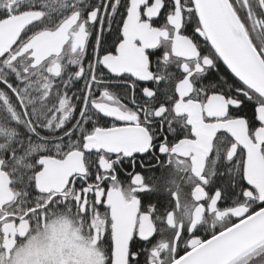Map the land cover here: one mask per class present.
Returning <instances> with one entry per match:
<instances>
[{
	"label": "snow or ice",
	"instance_id": "obj_1",
	"mask_svg": "<svg viewBox=\"0 0 264 264\" xmlns=\"http://www.w3.org/2000/svg\"><path fill=\"white\" fill-rule=\"evenodd\" d=\"M16 5L0 6V21L16 17L0 24V264H40L42 255L63 264L71 245L87 246L97 264H264V0ZM157 30L176 33L204 56L186 74L184 96L159 87L169 60ZM131 33L133 43L153 37L138 59L127 46ZM56 39H63L58 49L43 50ZM193 92L218 97L215 118L237 125L217 130L237 147L219 174L206 171L207 156L200 163L201 137L188 113L171 110ZM244 154H255L249 169L237 160ZM175 157L185 161L177 165L181 179L195 186L183 205L193 227L181 224L166 259L158 237L174 229L182 189L175 179L161 185L155 174ZM237 204L239 213H217L218 225L202 230L205 209L197 205Z\"/></svg>",
	"mask_w": 264,
	"mask_h": 264
},
{
	"label": "flooded vegetation",
	"instance_id": "obj_2",
	"mask_svg": "<svg viewBox=\"0 0 264 264\" xmlns=\"http://www.w3.org/2000/svg\"><path fill=\"white\" fill-rule=\"evenodd\" d=\"M88 0H84V3H87ZM254 5V0H251ZM0 6L8 7L10 9H14L17 7L16 0H0ZM83 7V4L80 5ZM23 14V13H21ZM1 22V21H0ZM69 35H71L69 33ZM136 33H131L129 35L127 46L132 53L134 59H138V53L142 52L143 48L147 46V44L152 42V34L145 33L143 34V43L141 39H135L133 43V39ZM155 39L158 43L163 44V56L167 57L169 60V66L167 69L168 79L165 84L159 85L161 89L167 88V92L164 95H173L177 90L181 93V96H184L188 91L191 90V82L188 81L187 75L192 71L197 70V65L202 64L204 60L203 54H194L195 47L184 40L182 37H178L176 33H173L171 37H169L166 31L157 30L155 33ZM58 40V48L63 44V39ZM28 42V38L25 37L24 40L21 41L22 46L24 43ZM76 41L73 39L70 41L72 46H75ZM53 44L52 40L47 41L45 44L46 47L50 48ZM199 44V41H197ZM139 46V47H137ZM57 48V49H58ZM68 50V45H65V51ZM208 53L214 55L212 50L209 48ZM197 56L199 59H197ZM180 69L184 70L185 74H182ZM72 69L69 68L68 72H71ZM159 75V73H157ZM65 77H67V73H65ZM79 86V82H77L76 87ZM75 88L70 89L74 91ZM118 92L125 93L124 89H117ZM223 103L218 97H213L211 101L205 100L202 96L198 99L195 92L191 96H188L186 100L180 99L176 100L174 105H172L171 110L177 113H188V119L192 120L196 125V128L201 137L200 144V152H199V161L200 163H204V157L207 156L206 161V171L211 173L212 171H216L217 174L221 172L224 168L223 161L226 158L231 157L233 154H237L236 142L230 138V135L223 134L218 132V129H223L227 131H231L233 128H237L231 118L228 120H222L218 117V110L216 105ZM214 117L213 119L203 120L202 117ZM51 118V117H50ZM71 126L69 123L68 127ZM55 135H59V133H54ZM35 140V137H33ZM209 149L212 150L211 155H208ZM250 155L244 154L243 156L237 155V160H243V167L245 169H249L250 166ZM47 158V157H46ZM219 159V163H214L215 160ZM182 157L173 158V164L171 167H161V170L157 172L155 175L160 180L161 185L165 184L166 181L175 179L181 186V191L179 193V210L175 211V216L172 221L174 224L173 228H166L162 235L158 237V245L166 250L165 256L166 259L172 255L176 248V239L175 237L179 234L181 224L184 223L188 227H193L192 223L184 220L183 218V205L191 200V192L193 186L186 185L181 179V173L177 171V165L183 164ZM227 179V177H225ZM162 187L160 191H162ZM165 200L167 203L171 204L173 208H175V204L171 201L170 195L165 194ZM211 203V201L209 202ZM197 207L201 209H205L201 214L204 216V223L202 224V230L207 229L211 230L213 224L218 225V221L216 220L217 213H225L228 210L238 209L235 213H239L242 210V204H237L232 208L228 207H216L215 211L211 207L205 208L204 205H197ZM246 218V217H245ZM90 243V242H88ZM253 264H257V262L253 261Z\"/></svg>",
	"mask_w": 264,
	"mask_h": 264
},
{
	"label": "rangeland",
	"instance_id": "obj_3",
	"mask_svg": "<svg viewBox=\"0 0 264 264\" xmlns=\"http://www.w3.org/2000/svg\"><path fill=\"white\" fill-rule=\"evenodd\" d=\"M88 244L90 245V243ZM60 259L63 264H97V257L89 253L87 246H66V251Z\"/></svg>",
	"mask_w": 264,
	"mask_h": 264
},
{
	"label": "water",
	"instance_id": "obj_4",
	"mask_svg": "<svg viewBox=\"0 0 264 264\" xmlns=\"http://www.w3.org/2000/svg\"><path fill=\"white\" fill-rule=\"evenodd\" d=\"M21 16H23V14H21ZM16 19V17H14V16H10L9 17V19H8V21H1L0 22V24H3V23H10V22H13L14 20ZM3 34L2 33H0V36H2ZM47 43V42H46ZM45 43V44H46ZM45 44L42 46V48H43V50L44 51H50V50H52L53 48H58V40L56 39L55 41H53V44H52V46L50 47V48H48V47H46L45 46ZM47 159V158H46ZM78 158L77 157H70L69 158V165H71L73 162H75L76 160H77ZM254 161H255V154H251L250 155V164H249V166H250V168H251V166H252V164L254 163ZM56 167H58V168H64L65 167V165H63V164H61L60 162H56V165H55ZM238 209L236 208V209H234V210H228V211H226L225 213H227V212H236ZM251 217H246V218H244L246 221L247 220H249Z\"/></svg>",
	"mask_w": 264,
	"mask_h": 264
},
{
	"label": "clouds",
	"instance_id": "obj_5",
	"mask_svg": "<svg viewBox=\"0 0 264 264\" xmlns=\"http://www.w3.org/2000/svg\"><path fill=\"white\" fill-rule=\"evenodd\" d=\"M49 243H51V241H45V245H44V251L45 252H47V250H48ZM50 260H51V257L42 255L40 257V264H50Z\"/></svg>",
	"mask_w": 264,
	"mask_h": 264
}]
</instances>
